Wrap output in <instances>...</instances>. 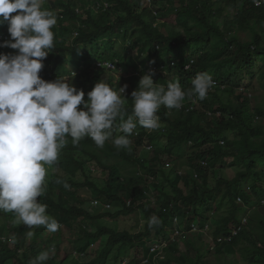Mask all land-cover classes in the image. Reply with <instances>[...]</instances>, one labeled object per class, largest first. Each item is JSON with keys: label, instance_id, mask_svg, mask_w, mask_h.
Segmentation results:
<instances>
[{"label": "trees", "instance_id": "obj_1", "mask_svg": "<svg viewBox=\"0 0 264 264\" xmlns=\"http://www.w3.org/2000/svg\"><path fill=\"white\" fill-rule=\"evenodd\" d=\"M149 1L145 7V0L44 1L42 7L56 15L57 23L40 76L46 81L64 78L83 89L87 100V92L109 74L107 84L124 100L125 120L132 114L131 93L150 65L157 69L154 82L165 87L178 81L187 90L205 72L217 86L205 99L196 97L198 105L189 112V98L178 110L161 106L157 115L164 128L150 133L137 124L138 135L133 131L129 136L130 151L112 143L123 135L116 131L119 118L103 148L90 137L73 146L67 136L38 197L60 229L52 233L35 226L29 238L28 226L15 223L13 212H2L0 264H29L45 250L49 259L43 264H109L113 254L115 264H213L207 254L217 262L234 256L241 263L264 264V125L258 123L264 109L253 107L246 93L255 82L264 84V0ZM5 24L0 42L10 35ZM16 52L0 47V53ZM105 62L116 70L98 66ZM241 76L250 77L248 84ZM239 81L242 90L235 88ZM124 85L125 96L119 91ZM229 168L237 171L233 179L223 175ZM95 201L97 206L85 207ZM133 215L140 217L136 233L137 228L114 230L100 224ZM153 215L160 224L150 229ZM63 228L76 243L75 252L86 253L104 237L105 244L94 260L82 263L60 247ZM153 234H163L161 243H166L158 256L149 248Z\"/></svg>", "mask_w": 264, "mask_h": 264}, {"label": "clouds", "instance_id": "obj_2", "mask_svg": "<svg viewBox=\"0 0 264 264\" xmlns=\"http://www.w3.org/2000/svg\"><path fill=\"white\" fill-rule=\"evenodd\" d=\"M42 5L43 0H0V26L7 23L10 34H5L0 47L17 50L16 54L0 53V211L13 212L15 223L28 226V237L35 226L52 233L61 227L38 197L43 192L45 165L57 161L67 136L73 146L90 137L103 148L119 118L116 131L123 135H117L112 143L130 151L129 136L137 124L157 130L161 106L178 110L186 98L205 99L214 86L205 72L198 73L187 90L178 81L165 87L154 82L155 71L151 70L131 93L132 114L125 120L124 100L104 79L95 83L85 100L84 90L64 78L46 81L40 76L43 61L54 46L51 29L57 23L56 15ZM119 91L125 96L127 85ZM64 186L68 187L67 183ZM159 224L155 215L148 220L150 229ZM48 259L45 250L29 264H43Z\"/></svg>", "mask_w": 264, "mask_h": 264}, {"label": "rangeland", "instance_id": "obj_3", "mask_svg": "<svg viewBox=\"0 0 264 264\" xmlns=\"http://www.w3.org/2000/svg\"><path fill=\"white\" fill-rule=\"evenodd\" d=\"M44 1H46V0H44ZM44 1H43V3H44ZM96 1H99V0H96ZM146 2L144 3V7L145 6H148V3L149 4H152L149 0H145ZM154 0H152V2H153ZM258 2V1H257ZM98 3H100V2H98ZM97 4V3H96ZM154 10H156V7L154 8ZM174 16H171V17H169V19H168V22H174ZM246 34H244L243 36L244 37H246L245 36ZM2 38V35H0V39ZM121 47H122V45L121 44H119L118 46H117V52H120V50H121ZM148 69H150V66H149V68ZM149 72V71H148ZM147 72V73H148ZM129 74H131V72H129ZM112 75V74H111ZM114 76H117V75H114ZM109 78H110V75L109 74H105L104 75V77H103V79H104V82L105 83H108V80H109ZM241 80L240 81H243V82H247V80H249V78L250 77H247V76H241ZM102 79V80H103ZM240 81L236 84V86H235V88H239L240 87V89L242 88V87H244V86H242L241 84H240ZM246 84H248V82L246 83ZM242 90V89H241ZM246 93H247V96L250 98H252L251 99V105L253 106V107H256V106H260V107H263V109H264V84L262 85L261 83H258V82H255L254 83V87L251 89H249V90H247L246 91ZM192 109H190V110H188V111H191ZM187 111V112H188ZM258 123H260V124H262V125H264V117L262 118H260V120L258 121ZM160 126H161V123H160ZM164 127H161L160 128V130L161 129H163ZM134 132H135V129L133 130ZM153 132V131H152ZM147 150L150 148V150L149 151H151L152 150V146H147V147H145ZM45 168H46V170H47V173H46V177H45V180H49L50 179V175H51V173H52V171L50 170V167H49V165H46L45 166ZM236 170H234V169H226L224 172H223V175L226 177V178H229V179H233L235 176H236ZM216 174H217V176H219L220 175V171L219 170H216V172H215ZM168 190L170 191L171 189H170V187L168 188ZM158 193H154L153 195H157ZM95 202H97V201H95ZM95 202H93V203H87L86 205H85V207H88V208H93L94 206H95ZM101 211H103V210H98V212L100 213ZM113 211H116V209H114ZM137 217H138V219L140 220V217L138 216V215H133V216H130V217H123L121 220H120V222H117V221H111V220H100V224L101 225H103V226H107L108 228H111V229H114V230H117V229H119V228H121V229H128V230H133L134 228H137L134 232L136 233V232H138L139 231V229H138V226H137ZM178 219V220H177ZM175 221H177L178 223H181L182 222V218H177ZM4 220H5V215L2 213V211H0V225H2L3 224V222H4ZM143 222L144 221H141L140 222V227L142 226V224H143ZM88 228H89V230L91 231V232H93V233H95V232H97V227H93L92 225H90V226H88ZM141 229V228H140ZM62 234H63V242L62 241H59L58 243H60V242H62V244H61V246L60 247H62L64 250H65V252L67 253V254H69V255H71V256H73V257H75V258H80V261L83 263H89L91 260H94L97 256H98V254H99V251L100 250H102V248H103V246H104V244H105V238L106 237H104V238H102V239H100V240H98V241H96V242H93L92 243V245H91V247L86 251V253H84V254H81L79 251H77V252H75L74 251V246H76V243L74 242V240H72L71 238H69V230L68 229H66V228H63V231H62ZM162 236H163V234H159V236L156 234V235H154L153 234V238H152V241H150L149 242V248H152V249H157V244H159V243H161V238H162ZM29 238H31V237H29ZM172 238L173 239H177L178 237H177V234H173L172 235ZM10 239H11V241H10V244H11V247L13 248L14 247V242H13V239H14V233H11L10 234ZM62 240V239H61ZM198 240H202V238L201 239H198ZM157 241V242H156ZM197 242L198 241H196V245H197ZM208 242H210V239H208V241H207V243ZM155 243V244H154ZM57 244V243H56ZM162 244V243H161ZM165 245H163L164 247H166V243H164ZM51 247L52 248H54V245H51ZM163 247V250L165 249ZM179 247H180V250H181V252H186V244L184 243V241H180V243H179ZM129 252H130V250H127L126 248L124 249V251H123V253H124V255H128L129 254ZM134 252V251H133ZM162 253H163V251H162ZM70 256V257H71ZM207 257H208V259H209V261L211 262V263H213V264H228V262H230L231 260H234L233 262H236V264H245V263H241V262H238L237 261V257H234V256H229V257H227V260H229V261H226V260H222L221 262H217V260H215V255H209V254H207ZM70 260H72V257L70 258ZM145 263H146V261H145ZM109 264H115V254H113L112 255V258H111V260L109 261ZM233 264V263H232Z\"/></svg>", "mask_w": 264, "mask_h": 264}, {"label": "built area", "instance_id": "obj_4", "mask_svg": "<svg viewBox=\"0 0 264 264\" xmlns=\"http://www.w3.org/2000/svg\"><path fill=\"white\" fill-rule=\"evenodd\" d=\"M98 66L99 67H105L107 70H109V71H114V70H116V66L114 65V64H112V63H110V62H105L104 64H98ZM162 68H164V67H162ZM189 68V67H188ZM151 70H154L155 72L157 71V69H156V66H153V65H150V69H148V71H151ZM217 86V83L216 82H214V86H213V88L212 89H210L209 91H212V90H214V87H216ZM191 103H192V106L193 107H190L188 110H190V109H194V106H197L198 105V102H197V100H195V99H193L192 101H191ZM186 104H183L182 105V107L181 108H183L184 106H185ZM189 112V111H188ZM135 131H136V135H138V130L137 129H135ZM223 144V143H222ZM148 150H150V148L148 149ZM98 205V202H95V206H97ZM107 208L109 209L110 207L109 206H107ZM193 227H195V226H193ZM194 231H197V229L196 228H194ZM163 245H165L164 243H162ZM163 245H161V244H157V249H152L151 248V252L152 253H157V256L158 255H161L162 254V251H163Z\"/></svg>", "mask_w": 264, "mask_h": 264}, {"label": "bare ground", "instance_id": "obj_5", "mask_svg": "<svg viewBox=\"0 0 264 264\" xmlns=\"http://www.w3.org/2000/svg\"><path fill=\"white\" fill-rule=\"evenodd\" d=\"M190 66V65H189ZM191 99H195V100H197V102H198V99L196 98V97H192ZM187 111H188V109H187ZM152 132V130L150 131V133ZM263 203V202H262ZM176 220V219H175ZM178 220V219H177ZM177 223V222H176ZM200 228V227H199ZM181 230V229H180ZM185 231H187L186 229H185ZM188 232V231H187ZM157 242V241H156ZM155 244V243H154ZM159 244H161V243H159ZM162 245V244H161ZM172 245V244H171ZM170 245V246H171ZM157 247V246H156ZM169 247V246H168ZM165 248V247H164ZM164 253V252H163ZM167 253V252H166ZM150 257H151V255H150ZM153 257V256H152ZM151 257V258H152ZM164 257V256H163ZM167 257V256H166ZM150 259V258H149ZM150 261V260H149ZM151 262V261H150ZM146 264V263H145ZM149 264V263H148Z\"/></svg>", "mask_w": 264, "mask_h": 264}]
</instances>
